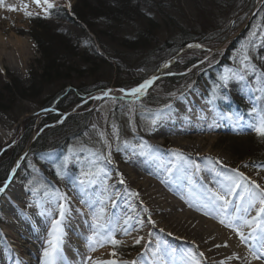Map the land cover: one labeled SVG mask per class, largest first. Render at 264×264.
I'll use <instances>...</instances> for the list:
<instances>
[{"label": "rangeland", "instance_id": "rangeland-1", "mask_svg": "<svg viewBox=\"0 0 264 264\" xmlns=\"http://www.w3.org/2000/svg\"><path fill=\"white\" fill-rule=\"evenodd\" d=\"M25 1V12L31 11L32 16L24 13L20 17L16 13H10L3 20L0 16V22L4 26L3 29L0 28V38L22 44L28 53L25 66L21 70L14 59L5 69L0 66V107L4 109V112H0V161L5 158L2 173L9 168L10 172L13 168L16 169L11 184L20 198L19 202L14 197L6 199L7 188L0 194V258L8 255L10 244L14 242L8 230L16 234L15 238L19 242L23 240L25 243L24 239H29L32 251L36 241L28 234L30 221L34 220L33 224L39 233H50L52 222L59 218V207L64 203L59 197L60 193L67 195V205H82V210L87 212L88 217L85 219L80 212H76L71 214V224L62 222L65 233L63 241H70V244L61 260L70 259L73 264H91L90 261L84 262L88 254L81 246L88 244L89 237L93 236V218L101 208L105 210L111 226L114 220L119 221L113 227L116 228L115 238L121 240L122 244H103L105 255L110 260L152 263L146 249V240L154 235L168 241L186 239L197 247L189 239L191 235L167 224L164 216L157 217L153 212L150 214L137 198L130 202L127 212L119 208L108 211L109 203L107 205L106 200L109 199L110 192H115L117 187L126 183L122 173L129 166L128 158L133 157L132 150L142 148L145 144L156 146L160 157L166 160L161 174L163 180L167 178L165 175L174 180L178 175V179L182 176L192 181L190 176L181 174L183 169L196 168L200 159L207 156L206 160L219 163L230 175H234L231 169H239L250 180L264 186V139L249 127L250 123L258 120V115H264L262 0H137L138 4L135 6H138L140 13L134 17V23H127L124 20L127 17L121 18L116 14L124 0H52L56 7L50 10L51 14L47 17L34 0ZM111 14L113 18H110ZM39 18L47 19L48 24L44 22L38 27L41 23ZM43 25L51 38L62 37L71 41V49H67L71 51V55L67 56L64 49H55L59 58H69L64 62L65 67L57 74H46L48 64L32 39V35L37 36L38 28ZM246 26L249 28L243 33V27ZM241 32L243 34L238 42L233 43ZM152 34L154 36L151 38ZM184 34L188 37L183 38ZM111 35L120 43L123 60L114 58L116 46L110 44ZM188 38L197 40L199 45L209 50L190 49L178 54ZM142 39L151 41L150 44L156 40L155 47L152 44L150 49L140 50L141 46H145L141 44ZM128 41H132V48L139 44L140 46L135 49L124 48V43ZM51 43L55 46L56 42L53 40ZM82 49L94 56H104L102 60L106 64H83ZM246 54L251 56L250 62L256 66V72L248 70L245 83H239L238 76L242 74L240 70L243 68L241 61ZM173 58L178 59L174 64ZM168 63H171V67L163 71ZM57 75L59 76L56 77ZM165 75H172L177 82L170 83L161 77L144 95H127L131 89L146 80ZM224 75L231 77L228 83L234 81L231 86L235 87H230L228 83L226 87H218L222 85L221 77ZM42 76L46 79L43 80ZM50 78H53V84L47 85L45 81ZM235 81L237 85L234 84ZM70 87L71 92H66ZM92 88L100 91L81 101L79 95L86 96ZM222 88L232 93L231 98L241 100L244 107H255L257 113L253 114L252 109H249L243 111L244 114L235 116L227 115L216 108L210 98L218 99ZM29 89L32 91L26 93ZM120 89H125V92ZM105 92L109 93V97L93 99L105 97ZM113 97L116 99H112ZM70 100L71 104L75 100L81 102L72 105L56 123L44 121L50 118L47 116L49 110L45 109L47 106L56 105L58 102L63 105ZM180 100L188 102V107L182 109L176 105ZM227 101L229 99L224 103ZM232 102L230 100L226 104L229 106ZM104 103L113 104L107 124L100 112ZM172 107L177 108V112L168 116L172 124L163 128L159 124V118L167 116L166 111ZM185 114L204 117L203 121L206 122H201L206 128H202V133H198L201 130L199 122L187 120L184 127L179 122H174L180 115ZM74 115H77V119L65 126L68 118ZM56 128L58 133L55 137L48 138L47 150L33 149L43 134ZM17 149L23 152L11 161L10 155ZM177 151L182 155L178 156ZM171 152L175 154L172 155ZM24 154L25 157L21 159ZM66 157L69 158V163L65 168L63 165ZM191 157L198 159V162L192 159L186 164L185 160ZM89 168L103 169V173L97 177L95 184L81 185L75 177L80 175L81 170L86 171ZM58 171L60 175L57 174ZM203 173L207 175L204 179L211 181L212 178ZM121 179L124 183L120 182ZM212 189L223 191L221 186ZM94 204L99 207L96 211ZM19 215L21 220L26 215L29 223L27 226H20L16 231L12 222L18 221ZM40 215L46 218L44 226L35 221ZM125 220H128L127 225L138 231L135 236L143 238L139 244L125 241L128 236H132L130 234L134 230L122 236L119 234L126 225ZM243 229L250 230L248 227ZM100 235L103 233L97 237ZM245 235L248 236L247 233ZM240 243L246 251H250L249 239L247 243ZM191 244L182 243L190 250H200ZM113 252L116 253L115 256L112 255ZM81 253L83 256H80ZM27 260L29 263L37 262L30 255ZM213 264L220 263L218 261Z\"/></svg>", "mask_w": 264, "mask_h": 264}, {"label": "bare ground", "instance_id": "bare-ground-1", "mask_svg": "<svg viewBox=\"0 0 264 264\" xmlns=\"http://www.w3.org/2000/svg\"><path fill=\"white\" fill-rule=\"evenodd\" d=\"M25 3V0H3L4 6L0 4L1 20L8 17L10 13H16L18 16L23 17L26 7ZM9 7H13L16 10L10 11ZM0 28H4L3 22H0ZM27 57L28 53L25 49V46H22V44H19L18 42L8 40L5 41L3 38H0V66H2L4 69L5 66H8V64H12L14 59L17 62L16 64L20 66L18 68L21 70V68H24L25 66ZM12 70L15 71L16 69L12 68ZM232 82L234 81H230V83H228L229 86L235 87L231 86L233 85ZM238 82L245 83V80H239ZM234 84L237 85L238 83L236 82ZM112 105L113 104L110 103H104L100 108V112L103 113L106 124L108 123L112 112ZM176 105L181 106L183 109L184 107H188V102L180 100ZM166 112H168L167 116L164 115L159 118V124L163 128H168L169 125L172 124V122L168 120V116L171 113L173 114L177 112V108L172 107ZM200 116L202 115H180L178 118H176V120H174V122H179L182 127H184L185 122H188L187 120L199 122L198 126L201 127V130L198 131V133H202V128L205 127V124L202 122L206 121H203L204 117L200 118ZM155 147L156 146L150 143L148 145L145 144V146L142 148L132 150L133 157L128 158L127 163L129 166L124 169V172L122 173L124 175L123 177L126 179V183H124L122 187H117L115 192H110L109 199L106 200V204L108 205L109 203L108 211L111 210V208H119L123 212H127L131 205L130 202L135 200L134 198H137L136 200L142 202L150 214L153 212V214L157 217L159 215L164 216L166 218L164 221L167 224H171L181 232L191 235L192 237L189 236V239L194 241L197 247L189 243L191 241L186 239H174V241H168L154 235L149 240H146V249H148L149 252V260L152 258L150 260L152 263L148 264H196V261H199V264H213L218 261L220 264H264L262 259H252V252L256 250V247L259 244L254 246L251 242H249L248 247L250 248V251H246L241 245V240L239 239V236L236 234V232L232 228L227 227L226 224H222L220 222L224 216L219 213V209L216 210L214 207L205 206L208 204L209 196L207 189L212 187L220 188L222 184H225L226 186L228 183L227 178L230 174L224 171V167H221V165H218L219 163L216 162L210 163L205 159L207 157L206 156L200 159L199 163L196 164V168L194 167L191 170L183 169L181 174L184 176H190L192 181H183L182 176L181 179H178V175L174 177L176 180L169 178L168 175H165L167 178L166 180H163L161 178V174L164 171L166 160L160 157V153L156 150L157 147ZM170 154L174 155L175 153L171 152ZM208 158L213 161L211 156H208ZM192 159L195 160V162H198V159L191 157V159L185 160L186 164H189ZM216 170H218V172ZM203 172L207 173L210 178H212L211 181L204 179L206 174ZM134 183H136L135 186ZM12 185L13 184L11 183L8 184L6 199L8 197H14L17 198V201L19 202L20 198L18 194L14 192ZM141 190L144 194L141 192ZM145 190L151 191V193L148 194ZM242 195L244 196L243 201L240 199ZM122 198H124V200ZM229 199L231 200L232 204L224 215H226L228 218L235 216L237 208L240 209V215H245L243 210L245 207H247L248 196L243 192V187L236 189L235 194L230 196ZM96 204L93 205L94 211L99 208ZM68 207L70 208V211H68L69 213H66L65 215V219L63 220L64 224H71V214L74 215L76 212H80L81 216H83L85 219H88L86 216L87 212L85 213L82 210V205L79 204L74 206V204H71L68 205ZM258 208L259 204L250 208L246 214L247 218L251 219L256 217ZM39 211L37 212L40 213L41 211ZM18 218V221L12 222V227L16 231L20 226H27L29 223L27 222L29 218H27L26 215L23 216L22 220L20 219V215ZM39 220L40 225L44 226L46 218L40 215ZM25 221L26 224H24ZM117 223H119V221L114 220L113 226ZM28 229V234L36 241V245L33 246V251L29 245V239H24L26 240L25 243L23 240L22 242L21 240L19 242V240L15 238L16 234L8 230V233L12 240L14 239V242L10 244L11 246L9 248L10 250L8 251V255H6L0 261V263L8 264L9 261H12L10 264H43L42 253L43 249L47 246L46 240L49 238V234L46 235V233H39V230L30 229L29 227ZM125 230H127V233L133 232V230L135 231L134 233L130 234L132 236H128L125 241L136 243V240L139 239L138 236H135L138 231H136L134 228L132 229L126 224L123 226V229L119 234L121 236L125 235ZM241 230L248 235L251 234L254 236L256 241H259L260 236L264 235V233H261L259 228H257L254 233L252 232L251 228L249 231L247 229ZM79 234L80 231L78 230L77 235L79 236ZM100 237L101 235L97 237V240H100ZM161 239L167 244H165V242ZM183 242L191 244L194 246V248L196 247V249L200 250H190L182 245ZM247 242L248 240L246 243ZM89 243H85L86 245L84 244L81 246L83 250L87 251V257H92L91 260H88L86 257L84 262L90 261L91 264H96L98 261L110 260L107 255H105L104 245L101 247L100 244H96L95 251H91L89 248ZM100 243L104 244L102 240ZM69 244L70 241H63L62 254L66 253V247H69ZM201 253H203L202 256L200 255ZM29 255L32 256L33 259H36L37 262L33 261L32 263H29L27 260ZM80 256H83V254L81 253ZM117 262L120 264L119 261ZM60 264L73 263L70 259H67L61 260Z\"/></svg>", "mask_w": 264, "mask_h": 264}, {"label": "snow or ice", "instance_id": "snow-or-ice-1", "mask_svg": "<svg viewBox=\"0 0 264 264\" xmlns=\"http://www.w3.org/2000/svg\"><path fill=\"white\" fill-rule=\"evenodd\" d=\"M34 3L41 7L43 10L44 15L47 17L51 14L52 9L56 7L55 3L52 2V0H34ZM0 4H3V0H0ZM68 7H71V3L69 2ZM10 11H15L16 9L13 7H9ZM25 14L27 16H32L33 13L31 11H26ZM251 56L244 55L242 58V65L243 68L240 70L242 74H239L238 79L240 81H244L246 79L247 71L250 70L252 73L256 72V66L252 64ZM166 67L168 65H165ZM158 79V77H152L149 80H146L144 83L140 84L138 87L133 88L130 90L128 94L132 96L144 95L146 92V89L150 87L154 81ZM231 79L230 76L224 75L221 77V81L223 82L222 85H218V87H226L228 81ZM121 92H125V89H120ZM109 93L105 92L104 96H108ZM173 95H175L173 93ZM104 97H93V99H103ZM112 99H116L113 97ZM251 113L255 114L257 113V109L255 107L252 108ZM231 118V117H230ZM242 119V117L240 118ZM155 123V121H153ZM249 127L254 130L257 135L264 139V115H258V120L256 122H252L249 124ZM178 156L182 155L177 151L176 153ZM111 153H109V156ZM69 163V158H65L63 167H67ZM19 167V165H17ZM16 169H12V173L15 174ZM231 172L234 173V175H230L227 180V185H221V188L223 191H217L212 188H208L207 192L209 194L208 196V204H206V207H214L219 209V213L224 216L220 220L222 224H226L227 227L232 228L236 234L239 236V239L241 241H247L248 239H252L251 234L248 236L245 235V232L241 229L248 227L252 229V232L254 233L257 228L260 229L261 233H264V186L257 183L255 180H250L243 172H240L239 169H231ZM103 173V169H93L89 168L88 170H81V173L79 176L75 177L76 181H78L81 185L85 184H95L97 177ZM58 175L61 173L58 171ZM121 183H124V181L121 179ZM8 187V184L5 183L3 186H0V194L5 192V189ZM243 187V192L248 196V204L247 207L244 208L245 215H240V209H236V215L228 218L226 215H224L228 208L231 206L232 202L229 199L230 196L234 195L236 192V189H239ZM135 195V193H134ZM59 197L61 200L64 201L63 204L59 207V218L53 220L52 222V230L49 233V238L46 241L47 246L43 249V264H60V261L62 259V252H63V236H64V230L62 227V222L65 219V215L68 211H70V208L67 205L68 197L66 194L60 193ZM240 199L243 201L244 196L242 195ZM259 204L257 216L253 217L251 219L247 218V212L250 208L256 206ZM94 234L93 236L89 237V248L91 251H95L96 244H100L101 247H103V243H100L102 240L105 243H110L113 246H119L122 244V241L115 238V232L116 228L112 227L110 225V221L106 218L105 210L101 208L98 213L94 215ZM125 224L128 223V220L124 221ZM153 224H155V221H152ZM161 231H163L161 229ZM100 233H103V235L100 237V240H97V235ZM125 234L127 233V230H125ZM143 238H139L136 240V243L139 244ZM113 256L116 255L115 252L112 253ZM201 256L203 253L200 254ZM238 258V257H237ZM261 258H264V235H261L259 238V245L252 252V259L253 260H260ZM88 260H91L92 257H87ZM96 264H118L116 260H109V261H98ZM120 264H137L136 261H124L120 262ZM196 264H199V261H196Z\"/></svg>", "mask_w": 264, "mask_h": 264}, {"label": "trees", "instance_id": "trees-1", "mask_svg": "<svg viewBox=\"0 0 264 264\" xmlns=\"http://www.w3.org/2000/svg\"><path fill=\"white\" fill-rule=\"evenodd\" d=\"M133 1L134 0H132V2H131V0H124L123 4L120 5L121 9L119 11L116 10L117 11L116 14H118L121 18H124V17L128 18V19H124L127 23H134V17L137 14L140 13V10H139L138 6H135V4H138L139 0L138 1L135 0L134 2ZM141 1L145 2L147 0H141ZM163 1H165V0H163ZM113 14L110 15V18H113ZM38 20H40V22H41L38 27H40L44 22H45V24H48V22H47L48 20L47 19L39 18ZM42 20H44V21H42ZM44 25L41 28H38L39 32L37 33V36H35V34H33L32 35V39L35 42V44L38 45L37 47L39 48V52L43 55V58H44L45 62L48 64L47 70H46V72H47L46 74H48V73H50V74L56 73L57 74L58 71H60L61 69H63L65 67L64 62L69 59L67 56L69 54L71 55V51L67 50V49H71V41L64 40L62 37H55L56 39L51 38V36L48 33H46L47 32L46 29L43 28ZM102 35H105V34H102ZM153 36H154V34H152L151 38ZM185 37L187 38L188 35L184 34L183 38H185ZM109 38L111 39L110 40V44L111 45L115 44L114 46H116V47H114V50L116 51V56L114 58L117 59V60H123L124 58H123V55L121 54V52H122L121 49L122 48L120 47V43H118V40L115 39L113 37V35L109 36ZM53 40L56 42L55 46H52L53 43H51V42ZM186 40H187L186 44L198 43V41L193 39V38H188ZM155 41H154V43H155ZM141 42H142L141 44H143L145 46H141L140 50H141V48L150 49L152 47V44H153V48L155 47L154 43L150 44L151 41L148 42V41L142 39ZM124 44H125V45H123L124 48L126 47L128 49H135V47L137 48V47L140 46V44H139L138 46H135V47L132 48V46H133L132 45V41H128V42H126ZM186 44H184L183 48L186 46ZM129 45H131V46H129ZM56 48L57 49L61 48V50L64 49V51H66L67 56H65V58L60 56V58H59L57 52L55 51ZM58 50L60 51V49H58ZM82 50H84V49H82ZM82 57L84 58L83 64H92L94 66H97L100 63L106 64V61L102 60V57H104V56H102V57L99 56V55L94 56L89 51H85L84 50ZM58 76L59 75H57L56 77H58ZM41 78L43 80L46 79L44 76H42ZM166 79H167V81L169 80L170 83L175 82V81L177 82V80L173 79V78H166ZM62 80H63V78H62ZM52 81H53V78H50L49 80L47 79L45 81V83L47 85H51V84H53ZM95 81H98V79L95 80ZM67 83L68 82L66 81L65 84H67ZM96 83H98V82H96ZM94 87L95 86H93V88ZM31 91H32V89L26 90V93H28V92L30 93ZM97 91H100V90L99 89H93L86 96L79 95L80 96V100L81 101L85 100L87 96L89 97V96H91L92 94H94ZM66 92H71V87ZM20 95H21V92H20ZM62 99H61L60 102H62ZM80 100L79 101L75 100L76 102L72 103V104H71V100H70L68 103L67 102L63 103V105H60L59 102H58V104L56 103V105L47 106V108H45V109L49 110V112H48L49 114H47V116H49L50 118H47L44 121L46 123H56L65 114V112L71 108L72 105L78 104L79 102H81ZM2 111L4 112V109L0 107V112H2ZM76 116L77 115L69 117L68 120H67V123L65 124V126H67V125L71 124L72 122H74V120L77 119ZM65 126H63V129H64ZM61 129H62V127H61ZM57 133H58V129L57 128L49 130L48 133L43 134L37 140V142L34 145L33 149L37 148V149H39L41 151L47 150L48 148L46 146L48 145V141H49L48 138L49 137H51V138L55 137L57 135ZM78 136H80V134H78ZM22 152H23L22 150H18V149L16 151H13L12 155H10L11 156L10 160L12 161V159H14L16 157H19ZM3 157L7 158L8 155H3ZM4 160H5V158L0 161V182H1L0 186H3V183L7 181V179L9 178V175H10V171H11V168H9L7 170V172L5 170L2 173V168L5 166L3 164Z\"/></svg>", "mask_w": 264, "mask_h": 264}, {"label": "water", "instance_id": "water-1", "mask_svg": "<svg viewBox=\"0 0 264 264\" xmlns=\"http://www.w3.org/2000/svg\"><path fill=\"white\" fill-rule=\"evenodd\" d=\"M262 1H264V0H262ZM191 47H194V48H201L199 45H194V46H191ZM191 47H190V48H191ZM180 54H181V53H180ZM167 67H168V66H167ZM167 67H165L164 69H166ZM106 97H109V96H105V98H106ZM99 100H101V99H99ZM25 155H26V154H24V155L21 157V159H23V158L25 157ZM15 174H16V173H15ZM15 174H12V175L14 176Z\"/></svg>", "mask_w": 264, "mask_h": 264}]
</instances>
